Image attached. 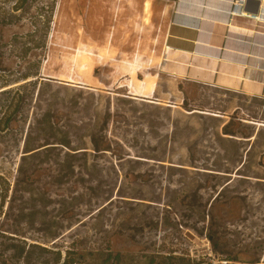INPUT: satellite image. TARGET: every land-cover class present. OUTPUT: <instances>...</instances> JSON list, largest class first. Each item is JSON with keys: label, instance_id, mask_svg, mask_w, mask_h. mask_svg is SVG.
<instances>
[{"label": "rangeland", "instance_id": "374dc122", "mask_svg": "<svg viewBox=\"0 0 264 264\" xmlns=\"http://www.w3.org/2000/svg\"><path fill=\"white\" fill-rule=\"evenodd\" d=\"M16 3L0 0V79L38 80L0 95V118L23 102L0 132V264H56L57 251L69 264H264V99L106 89L111 65L161 49L142 0Z\"/></svg>", "mask_w": 264, "mask_h": 264}, {"label": "crops", "instance_id": "0c3cea01", "mask_svg": "<svg viewBox=\"0 0 264 264\" xmlns=\"http://www.w3.org/2000/svg\"><path fill=\"white\" fill-rule=\"evenodd\" d=\"M231 1L142 0L143 13L149 14L152 28L161 37V49L155 56L136 54L131 61L111 65L106 89L133 94L138 86L133 84L141 82L137 100L169 103L182 97L179 84L193 83L264 99V23L228 16ZM257 1L264 12V0ZM100 79L92 76L86 86L101 88ZM146 79H153L149 92Z\"/></svg>", "mask_w": 264, "mask_h": 264}, {"label": "trees", "instance_id": "16d2710c", "mask_svg": "<svg viewBox=\"0 0 264 264\" xmlns=\"http://www.w3.org/2000/svg\"><path fill=\"white\" fill-rule=\"evenodd\" d=\"M25 3H26V0H20V3H16L14 5V7H13L14 11L15 12L19 11ZM10 16L13 18H16L15 16H12V15H10ZM3 22L6 25L11 24V23H8L9 21H6L5 19ZM0 47H1V44H0ZM1 65H2V54L0 53V71H4L3 70L4 67H2ZM29 78L35 79L34 82H32V81L26 82L29 80ZM37 80H38V71H34L33 73H18V76L15 79H12V78L7 79V80L6 79H2V80L0 79V90L5 89V90L0 92V95L10 94V93H14V94L18 95L21 91H24L27 86L37 85ZM23 82H25V83L21 84ZM13 85H17V86L10 88ZM178 89L180 92H182L181 84L178 85ZM253 98H255V97H253ZM22 103L23 102H21V100L19 98L18 100L15 101L14 110L12 113L3 112L2 117L0 118V132H4L9 128V125L14 121L13 118H14L15 114H18ZM223 133H224V135L233 136V134L230 131H228V124L223 127ZM60 145L66 147V148H68L70 146L68 142L60 143ZM47 149H49V148L46 147V148H42L41 150H47ZM41 150H36L32 154L38 153ZM24 151H25V154H29L32 152V151H30V149L28 147V135L24 141ZM67 156L72 158V156H74V155L67 154ZM209 240L212 244V248L215 250V242H214L213 237H209ZM60 254L61 253L59 251L56 252L55 263L56 264L57 263L58 264L59 263L60 264H69L70 263V256L73 253L66 251L65 257L62 260H61ZM110 256L111 255H109V257ZM74 260L71 259L72 262H74ZM218 261L225 262L228 264H260L259 261H257V260L250 261V262H238L236 259L231 258V257H226V258H221V259L219 258ZM76 263H77V261H76Z\"/></svg>", "mask_w": 264, "mask_h": 264}, {"label": "built area", "instance_id": "2783aa9c", "mask_svg": "<svg viewBox=\"0 0 264 264\" xmlns=\"http://www.w3.org/2000/svg\"><path fill=\"white\" fill-rule=\"evenodd\" d=\"M247 0H232L227 15L230 17L241 16L256 23H264V12L258 11L256 14L247 13L244 8Z\"/></svg>", "mask_w": 264, "mask_h": 264}, {"label": "bare ground", "instance_id": "6f19581e", "mask_svg": "<svg viewBox=\"0 0 264 264\" xmlns=\"http://www.w3.org/2000/svg\"><path fill=\"white\" fill-rule=\"evenodd\" d=\"M144 11L146 12L147 10H148V4L147 3H145L144 4ZM133 74V73H132ZM132 77H134V76H132ZM134 81V80H133ZM152 81H153V79H152ZM150 79H146L145 81H144V84H145V87H146V90H147V92H149L150 90H151V88H153L152 86H153V82H152ZM135 82V81H134ZM133 82V83H134ZM143 83H141V82H138V84H137V82H136V84H133L136 88H135V90L132 92L133 94H130L131 95V97L132 98H134V99H137L136 97H137V93L139 92L137 89H138V87L140 86V85H142ZM79 85H83L82 83H80ZM140 94V93H139ZM151 95V94H150ZM146 98V97H145ZM148 98H150V97H148ZM140 100H142V101H145V102H151L150 101V99H140Z\"/></svg>", "mask_w": 264, "mask_h": 264}, {"label": "water", "instance_id": "95a60500", "mask_svg": "<svg viewBox=\"0 0 264 264\" xmlns=\"http://www.w3.org/2000/svg\"><path fill=\"white\" fill-rule=\"evenodd\" d=\"M260 6L259 1L257 0H247L244 10L247 13L256 14Z\"/></svg>", "mask_w": 264, "mask_h": 264}]
</instances>
